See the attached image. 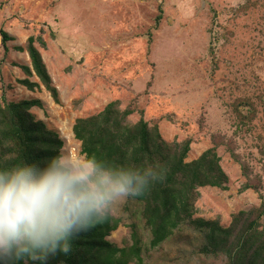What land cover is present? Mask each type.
Returning <instances> with one entry per match:
<instances>
[{
  "label": "rangeland",
  "instance_id": "1",
  "mask_svg": "<svg viewBox=\"0 0 264 264\" xmlns=\"http://www.w3.org/2000/svg\"><path fill=\"white\" fill-rule=\"evenodd\" d=\"M0 29L14 39L5 54L0 37V102L41 99L45 110L32 114L73 154H81L76 120L119 101L135 110L131 123L157 124L170 144L190 140L187 162L217 149L229 190L200 189L195 218L227 228L264 202V0H0ZM39 36L61 105L44 88L18 83L26 76L16 65L31 61L15 48ZM246 183L261 185V194L240 193ZM113 216L123 224L108 240L130 245L136 225L144 264H218L194 254L201 237L186 231L150 249L137 204L126 210L123 202Z\"/></svg>",
  "mask_w": 264,
  "mask_h": 264
},
{
  "label": "trees",
  "instance_id": "2",
  "mask_svg": "<svg viewBox=\"0 0 264 264\" xmlns=\"http://www.w3.org/2000/svg\"><path fill=\"white\" fill-rule=\"evenodd\" d=\"M160 11L157 24L162 17ZM0 37L8 54V43L14 39L3 29ZM37 43L47 48L41 36L30 37L24 47L15 48L28 53L31 61V67L16 65L26 76L18 83L33 93L44 88L53 102L61 105L59 90ZM34 75L39 83L30 80ZM35 108L45 110L41 99L8 102L3 97L0 102V167L21 160L43 166L64 147L59 133L32 114ZM134 114V109L123 110L119 101H113L100 113L77 119L73 134L81 144V154L114 164L160 166L165 179L154 183L145 195L125 201L126 210L132 204L139 205L142 222L150 234V249H157L186 231L201 237L194 251L200 259L218 264H264V202L257 209L234 215L227 228L218 219L195 218L200 189L229 190V177L221 166L217 149L211 148L198 159L187 162L190 140L170 144L163 139L157 124L151 126L144 119L131 123L129 118ZM242 167L247 177L249 169ZM262 189L261 185L246 183L240 193L254 190L261 194ZM122 224V218L110 216L104 223L72 238L70 251L49 257L47 264H144V243L136 225L130 226V245L121 248L108 240ZM17 264H33V261L25 258Z\"/></svg>",
  "mask_w": 264,
  "mask_h": 264
},
{
  "label": "clouds",
  "instance_id": "3",
  "mask_svg": "<svg viewBox=\"0 0 264 264\" xmlns=\"http://www.w3.org/2000/svg\"><path fill=\"white\" fill-rule=\"evenodd\" d=\"M164 179L159 165L114 164L63 146L43 166L21 160L0 167V264H47L67 254L72 238Z\"/></svg>",
  "mask_w": 264,
  "mask_h": 264
},
{
  "label": "bare ground",
  "instance_id": "4",
  "mask_svg": "<svg viewBox=\"0 0 264 264\" xmlns=\"http://www.w3.org/2000/svg\"><path fill=\"white\" fill-rule=\"evenodd\" d=\"M64 138H65V136H64ZM67 141V140H66Z\"/></svg>",
  "mask_w": 264,
  "mask_h": 264
},
{
  "label": "crops",
  "instance_id": "5",
  "mask_svg": "<svg viewBox=\"0 0 264 264\" xmlns=\"http://www.w3.org/2000/svg\"><path fill=\"white\" fill-rule=\"evenodd\" d=\"M29 67H31V66H29Z\"/></svg>",
  "mask_w": 264,
  "mask_h": 264
}]
</instances>
